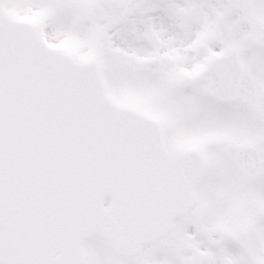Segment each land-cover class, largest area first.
I'll return each mask as SVG.
<instances>
[{
  "label": "snow or ice",
  "instance_id": "6c2138e0",
  "mask_svg": "<svg viewBox=\"0 0 264 264\" xmlns=\"http://www.w3.org/2000/svg\"><path fill=\"white\" fill-rule=\"evenodd\" d=\"M0 264H264V0H0Z\"/></svg>",
  "mask_w": 264,
  "mask_h": 264
}]
</instances>
